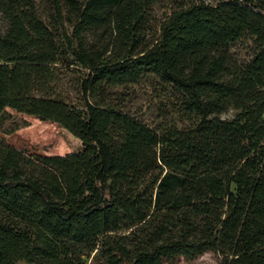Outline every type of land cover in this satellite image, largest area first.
<instances>
[{
    "label": "trees",
    "instance_id": "trees-1",
    "mask_svg": "<svg viewBox=\"0 0 264 264\" xmlns=\"http://www.w3.org/2000/svg\"><path fill=\"white\" fill-rule=\"evenodd\" d=\"M158 2L0 0V118L82 145L0 137V264H264V0ZM146 77L157 126L115 97Z\"/></svg>",
    "mask_w": 264,
    "mask_h": 264
},
{
    "label": "rangeland",
    "instance_id": "rangeland-1",
    "mask_svg": "<svg viewBox=\"0 0 264 264\" xmlns=\"http://www.w3.org/2000/svg\"><path fill=\"white\" fill-rule=\"evenodd\" d=\"M177 1L159 0L153 9L154 18L157 21H161L175 6ZM208 1L215 2L217 0ZM5 28L6 22L0 17V29L3 31ZM159 86L158 81L154 77H146L136 85H128L116 90L115 97L124 101L125 107L130 113L153 126H157L161 123L162 107L158 98ZM237 113L236 110H229L220 115V117L233 119ZM13 129L15 130L9 133ZM0 137L4 138L9 145L18 149H27L32 153L43 155H65L82 149L81 141L57 124L40 121L32 116L10 110L9 115L0 118ZM19 264L27 263L20 262ZM88 264L105 263L102 260H96L91 263L90 260ZM163 264H220V257L212 252L196 257L179 255L173 260L164 261Z\"/></svg>",
    "mask_w": 264,
    "mask_h": 264
}]
</instances>
